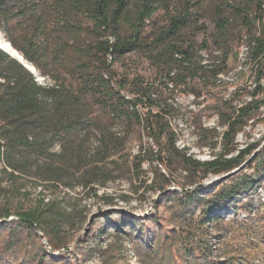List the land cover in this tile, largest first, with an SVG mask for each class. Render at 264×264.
<instances>
[{
  "label": "trees",
  "instance_id": "1",
  "mask_svg": "<svg viewBox=\"0 0 264 264\" xmlns=\"http://www.w3.org/2000/svg\"><path fill=\"white\" fill-rule=\"evenodd\" d=\"M160 9L167 21L146 35ZM199 10L214 24L212 43L221 52L218 63L208 66L196 61L208 45L204 41L196 46L195 37L204 30ZM242 30L248 36L247 58L255 66V86L242 91L249 98L225 116L222 151L201 161L176 145V131L167 119L176 107L164 93L185 90L189 77L216 78L225 70L229 41ZM0 31L42 78L50 80V84L38 81L0 48V195H26V184H18L19 180H31L39 189L33 205H0V230L30 235L36 227L50 238L53 248H65L59 242L62 227H73L82 214L61 201L46 199L42 190L79 189L110 203L114 197L100 189L130 172L145 184L149 178L142 168L145 161L163 162L168 168L166 159L179 160L186 177L198 173L204 179L238 167L258 147L251 143L238 149L234 140L240 126L264 104L257 97L264 92V0H0ZM133 51L147 52L165 66L163 88L117 76L113 63ZM136 124L140 143L146 136L156 149L147 143L136 153H127ZM119 125L122 129L116 131ZM253 162L259 167L263 161L255 157ZM153 170L158 179L152 178L147 187L158 184L159 191L173 200L177 196L180 204L200 208L199 221L205 226L221 221L220 212L234 206L238 195L255 181L253 175L241 174L207 196L201 194V184L192 181L194 187L181 194L168 191L170 178L158 167ZM115 196L129 202L126 194ZM12 215L16 221H6ZM46 257L38 264H45Z\"/></svg>",
  "mask_w": 264,
  "mask_h": 264
},
{
  "label": "rangeland",
  "instance_id": "2",
  "mask_svg": "<svg viewBox=\"0 0 264 264\" xmlns=\"http://www.w3.org/2000/svg\"><path fill=\"white\" fill-rule=\"evenodd\" d=\"M167 19L164 10L160 9L152 17L145 34L151 36ZM199 23L204 30L196 35V46L204 41L208 45L199 51L196 61L207 66L218 63L221 52L212 43L214 24L201 10ZM0 35L4 37L1 31ZM247 37L245 30L236 31L228 43L225 70L216 78L189 77L185 90L164 93L168 103L176 107L175 114L167 117L177 134L175 143L190 157L210 160L222 151L225 116L232 114L234 106L249 98L242 91H251L255 86V66L247 58ZM147 54L143 51L127 53L114 62L112 68L119 78L163 88L165 66ZM205 75L211 76V73ZM38 81L50 84V80L42 77ZM261 85L264 87V77ZM257 97L264 100V92ZM229 99H232L231 104H228ZM141 111L145 112V109ZM138 127L136 124V132L129 134L127 153H136L147 143L156 149L146 136L140 143ZM115 129L120 131L122 128L119 125ZM234 143L238 149L251 143H257L258 147L252 154L245 155L238 167L229 172L208 174L204 179H199L198 173L186 177L179 160L166 159L170 163L169 170L166 163L155 161L149 164L145 161L142 168L147 170L149 177L145 184L133 179L130 172L124 179H117L100 189V193L114 197L110 203L94 200L79 189L66 193L61 187L42 190L46 199L61 201L82 214L73 227H62L59 242L65 243L66 247L53 248L50 238L36 227H33L34 234L30 235L20 231L12 235L7 228L0 230V264H38L44 254L48 255L45 264H62L61 261L71 264H264V104L240 126ZM255 157L262 159L261 166H255ZM154 167L170 178L166 189L181 194L194 187L192 181L201 184L200 192L206 196L216 194L222 187L239 179L241 174L253 175L255 181L238 195L232 206L234 209L231 207L220 212L221 221L205 226L199 221L200 208L180 204L177 196L173 200L166 191H159L158 184L154 188L147 187L152 178L158 177ZM18 184H26L27 194L0 195V205L27 207L36 203L39 189H34L33 182L19 180ZM121 193L130 197L128 203L115 196ZM184 201L181 198V202ZM16 219L12 215L6 221ZM55 260L57 262L53 263Z\"/></svg>",
  "mask_w": 264,
  "mask_h": 264
},
{
  "label": "water",
  "instance_id": "3",
  "mask_svg": "<svg viewBox=\"0 0 264 264\" xmlns=\"http://www.w3.org/2000/svg\"><path fill=\"white\" fill-rule=\"evenodd\" d=\"M9 43V42H8ZM2 50H4L2 47H0ZM5 51V50H4ZM16 52H18L17 50H15ZM6 52V51H5ZM8 54H10L12 57H14L15 59H17L27 70H29L34 76H35V78L37 79V80H39L40 78L39 77H41L38 73H37V71L35 70V68L31 65V64H29L24 58H23V56L19 53V55L18 54H16V55H12L11 53H9V52H7Z\"/></svg>",
  "mask_w": 264,
  "mask_h": 264
},
{
  "label": "bare ground",
  "instance_id": "4",
  "mask_svg": "<svg viewBox=\"0 0 264 264\" xmlns=\"http://www.w3.org/2000/svg\"><path fill=\"white\" fill-rule=\"evenodd\" d=\"M0 47H2L4 50L11 53L12 55H16V54L19 55V53L15 51L16 49H14L11 46V44L8 43V41L6 39H4V37H2L1 35H0Z\"/></svg>",
  "mask_w": 264,
  "mask_h": 264
}]
</instances>
